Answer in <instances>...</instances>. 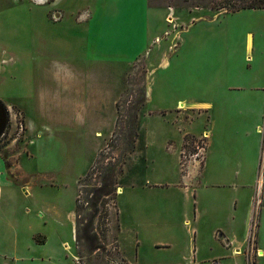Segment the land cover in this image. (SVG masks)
Returning <instances> with one entry per match:
<instances>
[{
  "label": "rangeland",
  "instance_id": "obj_1",
  "mask_svg": "<svg viewBox=\"0 0 264 264\" xmlns=\"http://www.w3.org/2000/svg\"><path fill=\"white\" fill-rule=\"evenodd\" d=\"M44 2L0 0V101L10 114L0 154L13 185L0 200V264H129L116 245L115 206L127 224L154 226L140 236L139 264H186L179 251L194 224L184 226L182 209L191 215L193 204L176 184L185 156L203 157L217 133L209 182L212 167L231 158L234 114L264 112V100L251 99L264 96V9L229 12L219 0ZM144 143L146 160L127 164ZM208 186L190 189L205 190L211 205L230 196ZM259 192L254 186L252 207ZM38 199L64 209L43 215ZM48 217L53 225H44ZM213 218L200 223L204 248ZM38 230L51 236L35 249ZM168 233L171 249H154ZM254 252L250 264L262 256Z\"/></svg>",
  "mask_w": 264,
  "mask_h": 264
},
{
  "label": "crops",
  "instance_id": "obj_2",
  "mask_svg": "<svg viewBox=\"0 0 264 264\" xmlns=\"http://www.w3.org/2000/svg\"><path fill=\"white\" fill-rule=\"evenodd\" d=\"M247 45L249 47L252 46L250 33L246 37V47ZM104 82H106V80ZM251 99L253 102L259 104L263 103L264 96L262 98V96L254 95ZM202 104L209 106L208 103ZM234 115L235 116L232 118L235 120V129L233 128L234 133L227 143L232 150L231 152L228 150L231 158H229V162H217L214 169L212 167V170H214L213 174L215 175L209 182L204 180L207 177H203L204 168L208 163L206 161L207 159L212 163L213 156L208 158L207 154L213 151L211 153L212 155L214 153V148L216 150L217 133L216 139L214 140H211L214 136H212L211 133V141H207L206 154L203 157L199 159L194 155L185 156L186 168L181 172L182 177L176 186L180 191L182 190L185 193V197L191 200L193 204L191 215L188 214L187 206L182 209V211L187 212L184 214V226L190 221L194 224L191 229L186 226V231H188L186 233L188 234H186L187 237L185 238V241H183L184 245H182L181 250L179 251L180 259L186 264H250L255 250H258V254L262 255L260 256L262 259L259 258V260H257L255 258L254 263L264 264V156L262 153L264 149V124L263 127H261V121L264 120V112L261 109V111L257 110L256 112L250 113L237 112ZM236 126H240L242 130L239 131V128L236 130ZM259 130L262 131L261 135ZM149 133L150 132H148V135ZM235 137L239 140V145H236V151H234L235 144L233 143ZM99 142L100 141L98 140L96 147ZM180 143L178 144L179 146ZM142 145L139 146L140 148H134L129 154L127 164L140 161L144 162L146 160L149 146L145 143ZM176 148L177 147L174 149L179 162L182 157H180L181 153L179 154L180 151ZM257 164H259L258 169L256 168ZM147 182L148 180L146 179L144 185L141 186L145 187ZM132 184V187H134V183ZM154 185L156 186L158 184L154 183ZM200 185L205 189H207L206 187H209L208 185H212L213 188L218 191L227 188L230 196L226 194L218 195L220 194L218 192L216 202H213L211 205L205 202V190H202L201 192L200 190L190 189L191 186L199 188ZM11 186L13 187L6 177L4 157L0 154V200L5 191L12 188ZM254 186L255 188L257 187V189L260 188L261 192H259L260 194L257 193V195H260H258L259 202L257 208L252 207L251 205ZM51 198L52 197H49L48 200H51ZM39 201L40 200L38 199V205L40 203ZM45 201L48 202L47 200H43V203H46ZM43 203L41 202L39 206L40 208L44 207V209L42 208L43 215L46 211L51 215V210L53 209L52 211L54 214L60 216L61 211L64 209L63 207L61 210H58L56 206H45ZM148 211L149 209L145 210V212ZM207 215H212L214 217V225L211 227V247L206 245L207 247L204 248L203 232L200 229V223ZM56 221L57 220L54 222ZM115 221L117 225L116 245L118 246L121 257L128 261L129 264H139V260L142 259V256L140 255V250L142 249L140 236L142 232L146 235L152 230L154 226L149 223L151 220L149 219L146 223L141 224H127L115 206ZM46 222V224L42 223L44 225H50L52 223L49 217L48 219L46 218ZM38 232L46 234L45 242H38L34 239V236L38 234ZM167 235V241L162 243L154 241L152 247H154V249H171L172 245H174L171 240L175 235L174 233H168ZM31 236V246L38 249L39 246L43 248L47 245L46 243L50 239L51 234L38 230L37 232H33ZM130 245H134V247L136 246V249H134V251L131 250V252L128 251L127 249ZM207 248L209 249L208 252L204 251Z\"/></svg>",
  "mask_w": 264,
  "mask_h": 264
},
{
  "label": "trees",
  "instance_id": "obj_3",
  "mask_svg": "<svg viewBox=\"0 0 264 264\" xmlns=\"http://www.w3.org/2000/svg\"><path fill=\"white\" fill-rule=\"evenodd\" d=\"M227 2L217 6L218 9L225 8L227 11H238L244 8L264 9V0H219Z\"/></svg>",
  "mask_w": 264,
  "mask_h": 264
},
{
  "label": "water",
  "instance_id": "obj_4",
  "mask_svg": "<svg viewBox=\"0 0 264 264\" xmlns=\"http://www.w3.org/2000/svg\"><path fill=\"white\" fill-rule=\"evenodd\" d=\"M10 121L9 110L6 105L0 101V138L4 134Z\"/></svg>",
  "mask_w": 264,
  "mask_h": 264
},
{
  "label": "bare ground",
  "instance_id": "obj_5",
  "mask_svg": "<svg viewBox=\"0 0 264 264\" xmlns=\"http://www.w3.org/2000/svg\"><path fill=\"white\" fill-rule=\"evenodd\" d=\"M37 1L40 2V3H43L45 0H37ZM119 192H120V190H119Z\"/></svg>",
  "mask_w": 264,
  "mask_h": 264
}]
</instances>
